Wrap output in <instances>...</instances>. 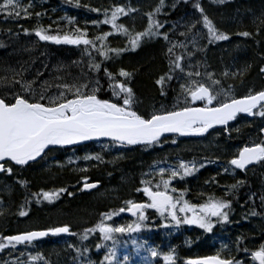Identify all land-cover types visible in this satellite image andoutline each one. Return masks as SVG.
I'll return each mask as SVG.
<instances>
[{
  "label": "snow or ice",
  "instance_id": "6c2138e0",
  "mask_svg": "<svg viewBox=\"0 0 264 264\" xmlns=\"http://www.w3.org/2000/svg\"><path fill=\"white\" fill-rule=\"evenodd\" d=\"M183 2H191L193 8L199 13L197 18L182 25L186 31L180 33L185 37L192 34L191 42L197 51L201 50L197 45L198 36L206 38L209 44L230 39V36L221 31L206 13L201 0H183ZM210 2L224 4L226 0H210ZM81 6L79 0H76V7ZM83 6L88 7L87 5ZM166 6V0H159L154 11L147 13V27L135 34L117 21L121 16H129L131 13L137 12V9L127 4L116 6L111 9L110 15L108 9H105L103 11L104 19L102 21L93 20L91 23L96 26L98 31L100 24L111 25L114 31L100 32V34H95L92 39L87 38L86 28L63 29L59 27V21L53 22L57 25L55 29L52 28V25L44 27L39 22L44 13L35 12L37 24L34 36L38 38V41L52 42L56 45H83V52L89 57V68L96 73L100 72L103 61L97 62L93 51L104 60L116 59L125 52L135 51L142 42L162 36L169 45L167 47L169 69L167 73L156 79L155 83L160 86V94L165 96L174 79L182 82H180L176 104L171 109L161 106L160 109L154 110L150 114H138V111L134 110L137 103L134 91L128 86L133 78V73L125 71L123 68L119 70L118 74L104 68V77L107 78L108 88L111 92L110 98L98 97V93L104 90L100 78L81 80V77H72L71 80H64L62 77H57L56 79L61 82L55 83V92H50L53 85L48 81L36 88L33 86L34 80L28 81L21 73L5 69V72H12V78L0 77V162H2L0 163V172L10 175L13 173V168L6 165L11 162L17 166H25L30 161H37L38 157L43 159L47 155V151H58L64 146L77 145L102 137L109 138L112 146L137 144L152 146L163 143L161 138L166 133L179 134L180 136H202L208 133L209 129H214L218 125L224 126L223 130L230 133L229 122L234 121L241 113L264 118V89L256 91L250 88L247 94L237 98L232 93L231 85L225 89L221 80L214 78L212 72L200 71L202 65L199 62L197 64L189 62L186 66L182 64V61H190L193 53L176 54L177 47L186 49L187 45L183 42H173L168 32H160L166 21H161L157 17L162 14V10ZM33 7L32 0H29L27 5L23 3V0H2L0 16H3L5 20H19L22 17L31 19ZM88 10L101 11L99 8H88ZM64 19L68 25L75 24V20L72 18L65 17ZM177 24L179 22L173 24V31ZM253 24H258L259 30H264V14L254 19ZM198 25L201 28H198ZM202 29H206V32H202ZM23 32L25 35L32 34L28 29H23ZM53 32L56 34H52ZM114 32L127 37L128 44L110 47L108 38L113 36ZM15 35L18 37L19 33ZM237 35L252 37L254 33L240 31ZM12 36L11 30H9V38L11 39ZM98 44L100 47H97ZM5 46L0 42V48ZM186 67L189 70L186 71ZM247 68L248 66H245L239 72L225 70L222 75L224 77H242ZM259 73L264 75V66L259 68ZM118 77H123L124 80L119 81ZM196 102H200V106H196ZM237 131L239 130L237 129ZM260 132L264 133V128H261ZM171 142L176 143L175 139ZM83 159L103 161L99 154L86 155ZM164 162L166 163V161ZM68 163H73V160L69 158ZM156 163L158 165L161 161ZM207 163H214V161L208 159ZM254 163L264 164V139H260L259 142L252 141L251 146L246 145L240 148L233 158L222 165V170L224 173L235 175V170L246 171L247 166ZM205 166V163L198 162L196 159L187 162L181 159L175 166L169 164L167 167H158L149 173L154 177L158 176V180L154 184L151 179L141 180L144 187L136 189L137 192L142 191L148 202L137 203L133 199H128L124 202V206L119 207L118 210L113 209L102 213L98 223L79 233L71 231L68 225H64L44 230H29L14 235L0 234V251L15 250L17 245H30L33 241L50 234L53 236L68 234L77 236L79 240V245L74 248L76 253L74 260L78 259L79 264H95L89 255L90 248L84 242L88 241L91 234L98 233L100 242L95 244V248L97 251L106 249V254L99 264H130L131 256L129 255L118 259L117 246L120 241L117 237L118 235L138 233L149 228L153 217L147 215L146 210H155V218L166 221L160 226L162 228L179 230L183 225H195L205 233H212L216 225L230 222V214L233 209L232 199L229 197L234 195L244 181L238 180L230 186H225L222 196L208 195L207 199L199 204L191 203L185 199L187 189L178 192L177 188L170 187L173 180L177 178L184 180L185 177L193 175ZM80 171L85 172L86 169H80ZM212 179L215 182V178ZM87 180L88 178L85 176L81 190L97 187L96 183H89ZM19 183L21 187L27 186V181H19ZM65 192L69 196L73 195V192L61 187L50 191L41 190L32 193L31 196L36 198V203L41 202V197L44 201L51 203L58 200ZM203 195L201 193L199 198H203ZM2 203L0 201V204ZM29 203V198L25 197V201L20 205L18 211L19 217L29 215V211L25 210ZM260 204L264 206V195L260 196ZM125 212L135 217V220L120 226H113L110 223L114 217ZM250 214L258 215L254 210ZM0 215H3L2 211H0ZM148 243L147 240L143 242L132 240L135 255H141L142 251L147 253V255L141 256L142 264H153V260L158 259L161 255L163 264H177L179 257L174 248L161 253L157 247L148 246ZM240 243L241 240L238 237L237 250L247 253L248 249L240 248ZM72 247L73 245L70 244L69 248ZM223 252L224 248L216 255L189 259L184 264H243L242 261L231 255V250L228 251V258H222L221 253ZM24 255L25 253H21V256ZM31 259L43 260L44 264H48L39 253ZM251 259L258 261V264H264V243L259 245L258 250L251 252ZM4 264H27V261L17 257L14 261H5Z\"/></svg>",
  "mask_w": 264,
  "mask_h": 264
},
{
  "label": "trees",
  "instance_id": "16d2710c",
  "mask_svg": "<svg viewBox=\"0 0 264 264\" xmlns=\"http://www.w3.org/2000/svg\"><path fill=\"white\" fill-rule=\"evenodd\" d=\"M32 3L34 5L31 9L33 16L29 21L32 22L34 30L37 24V19L34 13L41 12L44 13L39 21L42 26L48 27L49 25H52V28L55 29L57 25L53 22L59 21V27L63 29L75 27L82 29L86 28L88 33L87 38L92 39L95 34H100V32L114 31L111 25L104 24L99 25L98 31L96 26L91 23L93 20L102 21L104 19L103 11L105 9H108L109 15L111 14V9L116 6H124L127 4L130 5V7L137 9V12L131 13L129 16H121L117 21V23L124 24L133 34H135V32L143 31L147 27V13L154 11L159 0H79V3L82 5L81 7H76V0H71V2H69V0H48L46 3H44V0H33ZM83 5H87L88 7H84ZM166 5L167 6L162 10V14L157 17L161 21H166L164 27L160 29V32H168L170 39L173 42H180L182 36H178L177 33H174L173 31H167L166 26L175 19L177 20L185 12L192 10V3L179 2L174 5L171 0H166ZM88 8H99L101 11L92 12L89 11ZM262 14H264V0H240L221 8V10L216 13V16L219 20H225L224 25L226 26L227 32L231 35V38H235L237 33L241 30L250 31L254 33V36L236 38L235 43H228L222 45V48L217 49L216 55L213 58L208 56L206 60L205 58L202 59L200 57V60L198 61L200 64L202 60L207 61L208 63L205 65L209 67L210 64L212 70L221 77L225 70H228L229 72H239L245 66H248L247 71L242 77H232L235 78L236 81V90L244 91L247 88L255 89L260 84V75L257 73L258 68H255L253 62L254 59L261 61L264 60V30H259L258 24H253V20L261 17ZM65 17L74 19L75 24L68 25L64 19ZM128 42L129 40L127 37L121 36L119 33L115 32L113 36L108 38L110 47L124 46L127 45ZM168 46V43L165 42L161 36L154 38L151 41L142 42L141 46L135 51L125 52L122 56L116 59L104 60L103 57L93 51V56L96 61H103V63L99 73H96L89 68L88 75L102 79L100 83L105 87L108 83L107 78L104 77V68H107L109 72L114 74H118L121 68L133 73V78L128 86H130L134 93H136L137 100L143 103L146 111L153 110L161 105V103L166 102V99H169L175 93V85L173 81L171 82L167 95L165 96L160 94V86L155 83L156 79L168 72ZM97 47H100V45L98 44ZM83 49L75 52V54H79L78 56H75L73 53L72 55L69 54L71 56L68 55L63 59L59 57L54 58L52 69L55 73L52 74L50 78H63L65 76H71L70 78L81 77L82 74L85 76L86 74L83 72L80 73L73 71L72 73H65V71H63V69L66 70L70 65L67 60L73 61L72 63L76 65H78V61H89V57L84 54ZM14 51L16 52L17 50L15 49ZM175 53L180 54L179 47L175 49ZM109 55L112 54L109 53ZM25 57L27 58V55ZM17 67L18 64H16L15 59H8L7 61L3 59L0 60V68L11 69L17 73ZM72 67L76 68L77 66L71 65L70 68L72 69ZM20 71L19 73L24 76V72ZM252 75H254V77ZM230 77L231 76L227 78ZM9 78L11 79L10 76ZM254 79L258 81L257 85H255ZM118 80L123 81L124 78L118 77ZM192 145L193 148H198L199 150H203V152L210 154H222L224 152H228L229 154L233 150L231 149V145L227 143L216 144L213 141L203 144L205 145V148L195 147L194 144ZM182 150H191V147L186 144L182 148H173L171 151L178 152V154L181 152H187ZM58 151V154L54 152L49 153L47 156L48 159L44 160L45 162L43 161L36 163L35 165L18 168L16 170L18 174L17 176H19L18 179L16 177L17 184L14 182H6L1 186L0 192L7 187L13 196L16 197L17 195L16 198H18V196L24 193L25 190L29 191L30 189H34L35 193L40 188L48 189V186L51 185L57 188H68L71 186L70 177L77 172L85 174V172H81L80 169H86V166L91 164L88 163L86 165L83 161L80 168H76L77 166L73 165L64 167V158H62L63 155L61 154L64 151L62 149ZM191 152L196 153V151ZM99 163H101V166ZM146 163V158L140 153L134 151L126 154L125 157L120 159H109L108 161L103 159L102 162H97V165L100 167L95 168L94 176L88 177L91 182L100 183L101 186L98 191L90 194L79 193L78 195H72L71 199L67 198L69 196L66 192L64 198H62L61 202L57 205L58 208H60V213L55 212L59 217L53 218L52 214L47 212L33 214L32 211L30 219L32 218L33 220L34 215L33 221L35 223L38 222V225H24L22 229L26 230L30 227H43L52 223H68L72 226L71 231L79 233L87 227H93L99 222L103 211H106V209L110 210L115 203L122 205L127 196L128 199L138 198L141 194L140 192H137L136 189L140 188L139 186L142 185L141 180H155V177H158L149 175V173H151L150 171L146 173V176H143L144 173L141 166ZM87 171L88 170H86V172ZM202 172L216 173V171L208 168L204 169ZM112 173L113 176H108ZM255 173L259 176L261 175V171ZM213 177L215 178V182H213ZM262 177L264 178V176ZM238 180L244 181V183L238 188L232 197H229L232 199L233 211L230 214L231 222L227 224L224 229L222 241L227 245L224 252L226 256H228V251L231 250V255L236 259L243 257L242 260L245 263H249L250 254L248 253L245 255L244 251H238L236 242L239 237L241 240L240 248H247L250 252L258 250L259 245L264 243V206L260 204V196L264 195V186H256L257 184L252 181L251 176H191L186 180H178L174 182L173 185L175 188L178 187L182 191L187 189V194L185 196L191 199L194 203H197L207 199L208 195L215 194L217 197L222 196L225 192V186H230ZM19 181H27V186L20 189L19 186L21 185ZM206 181L208 183H205ZM78 192L79 191L76 193ZM201 193L204 194L203 198H199ZM253 193H255V195H253ZM24 201L25 198L18 201V203L21 202L20 204H23ZM18 203H16L13 198H11L10 201L9 198H7L1 209L2 212L5 210L3 215L6 211H9L10 213L12 212L11 215L14 219L15 209L17 208ZM242 207H245L249 212H246ZM253 210L258 213V215H256V222L249 220L248 224H237L238 222L236 221L238 216L244 215L245 218V215H251L250 213ZM64 213L73 214L74 217L70 220H68V218L71 217H60V215ZM73 218H75L79 225H72ZM80 222H87L88 224H80ZM90 222L91 224H89ZM40 223L42 225H40ZM0 230L6 233L16 231L8 224ZM172 235L183 239L191 238V240H179L175 243L180 249L178 257L195 256L197 254L205 253L206 246L205 240L203 239L205 234L200 230L192 229L188 232L181 229L179 230V233ZM93 241L95 244L100 242V240ZM40 243L43 245V249H48L50 253L45 254L41 251L35 253H39L48 264H79L78 259L74 260L76 255L74 248L79 245L77 236L66 235L55 238H46L40 241L39 244ZM84 243L90 248L89 255L91 258L92 254H94L93 250L95 249V244L90 243V240L85 241ZM70 244L73 245L72 248H69ZM31 246L32 245H17L15 250L5 249L0 251V264H4L5 261H14L17 257L23 261H27V264H44L43 260L28 261L30 257L29 247ZM21 253H25V255L21 256ZM32 257L35 256L32 255Z\"/></svg>",
  "mask_w": 264,
  "mask_h": 264
},
{
  "label": "rangeland",
  "instance_id": "374dc122",
  "mask_svg": "<svg viewBox=\"0 0 264 264\" xmlns=\"http://www.w3.org/2000/svg\"><path fill=\"white\" fill-rule=\"evenodd\" d=\"M171 2L174 5H176L179 2H183V0H171ZM228 2H229V0H226V2L224 4H216V3H211L210 0H207V1L206 0H201V3H202L203 7L206 10V13L214 21L215 25L221 31H224V32H227L226 30H224V29H226V26L224 25L225 20H219L218 17L216 16V13H218L221 10V8L229 5ZM192 9H194V8L192 7ZM198 16H199V13L194 9V10H191L188 13L184 14L179 20H177V22H179V24H177L176 29L179 30V34L181 32H185L186 31L185 27L182 26L184 23H186L189 20L195 19ZM171 26H173V24ZM197 27L198 28H201V26H199V25ZM202 32H206V29H202ZM7 40H8L7 42H4V40H1L0 39V42L4 43L5 45H10L11 49L10 50H6L5 52H9L11 50H12V52L9 53V54L3 53L2 55H0L1 56L0 59L3 58V60H5V61H7L8 59H12L11 56H9V55H11L12 53H14V58L13 59H15L16 64H18L17 73H19V71L21 70L20 72H24L23 73L24 76H27V75L29 76L31 73L36 72L37 74L36 73H33V76H38L40 74V72H39L40 69L39 68H36L34 70L33 67H32V64H33V62L35 60H39L37 58L38 56H42V53H43L42 50H40V51L38 50L37 51V55H35V57L33 56V53L36 52L35 47L36 46L38 47V45H40V43L38 41L34 40V41H30L28 44L21 43V45L19 44L20 46H18L17 43L19 42L20 39H15L13 37L10 39L8 37ZM191 40H192V34L191 33L189 34L188 37H186L183 40V43H185L187 45V48L186 49H183L182 52L185 55L188 52L193 53L190 61L185 60V61L182 62V64H184V65H187L189 62L192 63V64H197V62L200 60V57L202 59L205 58L206 60H207V57L208 56H210L211 58H213L216 55L217 49L222 48V46H220V43H222V42H216L214 44H209L206 38H201V37L198 36L197 37V45H198V47L201 50L197 51L196 47L193 46ZM15 49L17 50L16 52L14 51ZM26 55H27V58L25 57ZM207 63H208L207 61L202 60V62H201V65L203 66L202 67V70L203 71H205V70L210 71V72H212L214 74V77L215 78H218L219 75L217 73H215L214 70L211 69L210 64H209V67H207V65H205ZM253 63L255 65V68H258L257 73L259 72V68L262 67V66H264V63L261 60H258V59L257 60L254 59V62ZM24 64H26V65H24ZM20 68H22V69H20ZM187 70H189V69L186 68V71ZM4 76H8V77L10 76L12 78V73L10 71L5 72V69L4 68H0V77H4ZM252 76L254 77V75H252ZM29 81H31V80H29ZM45 81L46 80H43L42 82L41 81H38V83H39L38 84V87H40ZM57 81H59V80H57ZM180 82H182V81H179V84L176 87L177 94L180 91ZM254 83H255V85H257L258 84V81L254 79ZM247 89H250V88H247ZM176 97H177V95H176ZM176 97H175V100H174V103L172 104V106L174 104H176ZM172 106L170 108H172ZM144 109H145V107L141 108L142 111H144ZM252 134H253V132L246 133V136H250ZM103 147H105V146L103 145ZM190 147H191L192 151L193 150H196V148H193V145L192 144H190ZM195 147H196V145H195ZM179 148H181V146H178V149ZM182 151H188V150H182ZM226 154H228V152L222 153V155H226ZM143 166H145V165H142V167ZM258 171H263L264 172V169H256L254 171L249 172L248 175L251 176L252 181L255 184H257L256 186L259 187V185L262 184L263 177L262 176H259V175H257L255 173V172H258ZM6 175L7 176H2L1 179H0V182L2 183V184H0V188H1V186H3V182L6 183V180L7 179H10V177H8V176H13L12 174L11 175L6 174ZM39 190H44V188L43 189L40 188ZM29 191L33 192L34 189H30ZM16 197H17V195H16ZM16 197L13 196V194L9 191V189H7V187L4 188V190H1V192H0V201H2L3 203L0 204V206H2L0 208V211H2L1 209L4 206V201L7 198H9V201L11 200V198H13L16 202L23 200V198H21L20 196H18V198H16ZM40 200H41L40 203H36V198L34 197V199H33V206L34 207H32V203L31 202L29 203L28 208L25 209V210L29 211V215L27 217H19L18 216V211L20 210V205H22V204H20L21 202L18 203V209L15 211V217H14V219H13V217L11 215L12 212L10 213L9 211H6L4 215H0V229H2L7 224L9 226L13 227V229L16 230V231L23 230L22 228H23L24 225H27V226H29V225L31 226L32 224L33 225H38L37 224L38 222L35 223L33 221L34 220V215H33V220H32V218L30 219V216L32 215V211H33V214L34 213L42 214L43 212L44 213L47 212L49 214H52V217L53 218L59 217V215L57 214V213H60V211H59L60 208H58V206H57L59 199L58 200H55V201H53L51 203L48 202V201H44L42 199V197L40 198ZM202 202L203 201H201L200 203H202ZM55 212H57V213H55ZM54 214H56V215H54ZM179 215H184V214H179ZM188 215H191V213H188ZM60 217H62V218L71 217V218H68V220H70V219H72V217H74V215L73 214L64 213V214L60 215ZM24 218H27V219H24ZM249 219H251L252 222H256L257 221L256 216H251L250 218L247 217V220H249ZM83 223H87V222H80V224H83ZM110 223H112L113 226H120V225H122V223H116L114 221V219ZM129 223H131V222H129ZM76 224L79 225L78 222L75 220V218H73L72 225H76ZM40 225H42V224L40 223ZM55 225H56L55 223H52V224H47V225H45L43 227H52V226H55ZM184 226L190 227L189 225H184ZM191 226H195V225H191ZM95 234L96 235H99L98 233H95ZM132 234H136V233H132ZM117 238L119 240V238H120L119 235H118ZM154 247H156V246H154ZM222 248H224V247H220L219 248V251ZM215 250L217 252L218 251V247ZM36 251H37V248H36ZM39 251H41V252H43L45 254H49L50 253V251L48 249H46V248L41 249V247L39 248ZM120 251H122L124 254L128 252L127 248H125V247L121 246L120 244H118V246H117V252L119 253ZM29 253H31L30 254V257L28 259V261L30 262V261L33 260V259H31L32 255H33V251L29 250ZM244 253L246 255V254L251 253V252L248 251L247 253L246 252H244ZM221 254L222 255H225L224 253H221ZM240 260L242 262H244L242 259H240ZM247 264H257V263L255 261H253V260L250 259L249 263H247Z\"/></svg>",
  "mask_w": 264,
  "mask_h": 264
},
{
  "label": "flooded vegetation",
  "instance_id": "af4514ba",
  "mask_svg": "<svg viewBox=\"0 0 264 264\" xmlns=\"http://www.w3.org/2000/svg\"><path fill=\"white\" fill-rule=\"evenodd\" d=\"M53 43H50L51 46H56L58 49L59 48H63V47H67V46H63V45H56V44H53ZM64 80H70V78L68 77H63ZM43 78L40 79V81L42 82ZM49 80H54V79H46V81H49ZM102 81V79H100V82ZM61 82V81H60ZM106 89H109L108 88V84H106L105 86ZM52 90H56L55 87H52L51 88ZM50 89V90H51ZM55 92V91H54ZM244 95V94H243ZM99 98H110L108 96H102V95H99L98 96ZM114 100V99H113ZM141 104V103H139ZM243 123L244 126H240V124ZM229 128L231 129L230 133L229 132H225L223 129H220V130H216V131H213L211 133H209L207 136H205L203 139V141L205 142H215L216 144H219V143H227L229 145H231V147L233 145L236 146V148H238V146L240 144L242 145H251V142L252 141H255L256 137L252 135L250 136H246V133H250L248 131V129H251V124H250V121H249V118L246 117V116H239L237 117L233 123H231L229 125ZM237 129L239 131H237ZM187 146H190V142L189 143H186ZM243 147V146H241ZM150 147H146V149L144 151H141L142 155H145L146 153H149L151 152V150L149 149ZM158 149V148H157ZM191 150H188L187 152L183 153L181 152L180 154H187L186 157H183V158H180V160L182 159L183 161L187 162V161H191L192 160V156L190 155ZM235 154H237L236 152H234L233 154H231L232 156H234ZM178 152H174V151H169V152H165L164 155H159V156H155V155H152L151 158H154L155 160L152 161V163H156L157 161H161V163L158 164L159 167H167L169 164L175 166L177 163H176V160H177V156H178ZM146 157V156H144ZM173 159H175V161H173ZM166 161V163L164 162ZM219 161V160H217ZM79 166V165H78ZM94 167V165H90V170H92ZM95 174H93V172H89V173H85V174H82L80 172H77V173H74V175H72L70 177V183L72 184L70 186V188L72 189H81V184L84 182V177L86 176L88 179L89 177L88 176H94ZM108 176H113V173L108 175ZM193 176V175H191ZM197 176H202V174L198 175ZM207 176H221L220 174H209ZM0 233H6V232H2L0 231Z\"/></svg>",
  "mask_w": 264,
  "mask_h": 264
},
{
  "label": "water",
  "instance_id": "95a60500",
  "mask_svg": "<svg viewBox=\"0 0 264 264\" xmlns=\"http://www.w3.org/2000/svg\"><path fill=\"white\" fill-rule=\"evenodd\" d=\"M241 114H243V113H241ZM216 127H220L219 125L218 126H216ZM209 130H211V129H209ZM174 133H166L165 135H173ZM206 134V133H205ZM204 134V135H205ZM164 135V136H165ZM176 135H179V134H176ZM204 135H202V136H204ZM180 136V135H179ZM187 136H192V137H201V136H195V135H187ZM183 137H185V136H183ZM102 139H109V138H104V137H102V138H99V139H97V140H102ZM92 141V140H91ZM85 142H88V141H85ZM85 142H82V143H85ZM82 143H80V144H82ZM78 145V144H77ZM137 145H141V144H137ZM70 146H74V145H70ZM51 147V146H50ZM56 147H59V146H56ZM64 147H68V146H64ZM39 158V157H38ZM37 158V159H38ZM32 162H35V161H30L29 163H32ZM1 163V162H0ZM12 163H14V162H12ZM98 186V185H97ZM50 236H53V235H51L50 234ZM40 239H42V238H40ZM37 240H39V239H37ZM37 240H35V241H37Z\"/></svg>",
  "mask_w": 264,
  "mask_h": 264
},
{
  "label": "bare ground",
  "instance_id": "6f19581e",
  "mask_svg": "<svg viewBox=\"0 0 264 264\" xmlns=\"http://www.w3.org/2000/svg\"><path fill=\"white\" fill-rule=\"evenodd\" d=\"M95 1V0H94ZM149 10V9H148ZM225 19V18H224ZM137 28V27H136ZM234 31V30H233ZM243 31V30H241ZM175 38V37H174ZM181 38V37H180ZM157 43V42H156ZM254 43V42H253ZM155 45V44H154ZM147 48V47H146ZM143 54V53H142ZM255 54V53H254ZM150 58V57H149ZM249 59V58H248ZM140 67V66H139ZM138 69V68H137ZM156 74V73H155ZM220 74V73H219ZM154 78V77H153Z\"/></svg>",
  "mask_w": 264,
  "mask_h": 264
}]
</instances>
